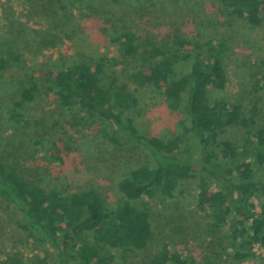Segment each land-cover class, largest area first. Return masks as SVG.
Segmentation results:
<instances>
[{
	"label": "trees",
	"instance_id": "trees-1",
	"mask_svg": "<svg viewBox=\"0 0 264 264\" xmlns=\"http://www.w3.org/2000/svg\"><path fill=\"white\" fill-rule=\"evenodd\" d=\"M198 1L207 2L226 17L239 19L249 31L263 24L264 0ZM201 35L188 38L178 31L162 47L155 42L144 43L138 32L124 26L116 30L112 40L121 47L120 62L110 57L72 64L58 61L41 76L30 78L13 103L17 123L22 122L26 106L36 100L41 82L48 83L59 108L82 115L92 128L97 126L96 139L121 146L123 135L129 143L145 148L156 165L127 169L117 184L121 202L112 209L109 197L98 188L62 192L25 179L0 150V198L18 211L19 230L53 249V253L42 251L29 260L20 252L7 255L0 258V264H131L130 253L145 251L154 240L150 202L175 198L179 183L198 172L197 164L220 189L211 191L204 182L197 207L211 220L212 232L229 225L230 264H244L254 244L264 250V203L257 215L252 202L254 197L264 198L260 102L256 99L252 103L251 115L246 118L241 104L213 100L212 91L225 90L227 85L225 59L229 48L224 40L200 42ZM183 64L188 69L179 75L178 65ZM9 67L8 59L0 53V75ZM253 80L255 90L264 91V73L253 74ZM131 82L136 84L135 89ZM144 88L157 92L169 111L187 117V130L197 141L205 162L185 156L189 150L182 136L165 139L135 126L132 114L139 105L135 92ZM234 126L246 130L243 150L219 140L220 131ZM62 142L40 136L35 141L36 151L40 147L46 158L55 160ZM213 148L225 153L231 168L223 169L220 162H214ZM117 249L123 251L120 260L114 253ZM149 264L192 263L165 246Z\"/></svg>",
	"mask_w": 264,
	"mask_h": 264
},
{
	"label": "rangeland",
	"instance_id": "rangeland-1",
	"mask_svg": "<svg viewBox=\"0 0 264 264\" xmlns=\"http://www.w3.org/2000/svg\"><path fill=\"white\" fill-rule=\"evenodd\" d=\"M261 15L263 24L249 31L239 19L226 17L198 0H0V53L10 64L0 75L1 155L25 179L47 188L62 192L98 188L109 197V206L114 209L121 202L117 184L124 172L142 164L155 167L154 157L123 135L121 146L96 139L97 126L92 128L82 115L59 108L52 87L44 82L36 100L22 111V122L17 123L13 103L30 78L41 76L58 61L72 64L110 57L120 62L121 47L112 40L116 30L124 26L138 32L144 43L155 42L162 47L178 31L188 38L201 33L198 41L224 40L229 48L225 59L227 85L225 90L212 91L213 100L241 104L248 118L252 103L258 99L264 121V91L257 92L253 80V74L264 73V8ZM187 69V64L178 65L177 72L180 75ZM130 85L135 89V83ZM135 94L139 105L132 118L139 130L165 139L182 136L189 150L185 156L205 162L182 112L169 111L152 88ZM245 131L240 126L230 127L219 132V140L243 150ZM40 136L51 142L63 141L55 160L46 158L40 147L36 151L35 141ZM212 150L215 163L220 162L223 169L231 168L230 159L221 149ZM195 168L198 172L193 178L179 183L175 198L150 202L154 240L145 251L130 253L131 264H149L165 246L171 253L177 251L189 258L192 264L231 263L229 225L212 232L211 220L197 207L204 182L211 191L220 189L199 164ZM252 202L260 215L264 198L254 197ZM19 216L15 207L0 198V258L20 252L29 260L42 251L53 253L50 245L18 229ZM252 248L244 264L264 263V250L257 244ZM114 253L117 260L123 257L121 249Z\"/></svg>",
	"mask_w": 264,
	"mask_h": 264
}]
</instances>
